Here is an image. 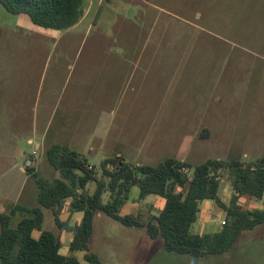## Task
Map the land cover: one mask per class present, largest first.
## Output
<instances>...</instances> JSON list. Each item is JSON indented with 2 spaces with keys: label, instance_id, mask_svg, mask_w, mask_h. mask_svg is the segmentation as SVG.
Here are the masks:
<instances>
[{
  "label": "rangeland",
  "instance_id": "374dc122",
  "mask_svg": "<svg viewBox=\"0 0 264 264\" xmlns=\"http://www.w3.org/2000/svg\"><path fill=\"white\" fill-rule=\"evenodd\" d=\"M111 1L97 27L82 29L97 22ZM214 6V0H87L82 30L74 35L35 26L27 16L10 14L0 4V212H9L13 203L38 206L37 187L27 171L31 165L26 164L35 153L39 152L40 163L32 164L38 166L33 172L60 178L45 152L53 144H64V137L55 132L58 122L65 121L73 131L70 148L85 156L88 169L96 167L99 179L101 160L117 154L140 165H156L169 157L196 165L218 158L250 163L264 156L259 142L264 136V24L256 21L264 15L247 17L229 29L232 26L218 21L224 11ZM145 16L148 23L142 25ZM38 31L53 38H41ZM229 32L231 38H222ZM118 61L149 64L148 78L134 103L135 95L115 97L114 103L103 107L100 98L88 95L100 82L92 77L102 64L107 63L109 70ZM136 83L130 79L123 91L131 94ZM25 91L27 100L19 95ZM102 108L112 111L114 119L99 121ZM96 129L102 133L97 135L100 141L94 138ZM24 167L28 175L21 172ZM220 179L218 195L229 204L233 191L227 169L220 171ZM24 181L31 195H25L22 203L12 193L15 184ZM95 187L90 183L89 193ZM138 196L135 186L119 215L135 214L144 220L151 213L158 215L165 203L155 195L142 201ZM108 199L107 192L103 201ZM240 204L246 210L261 207L260 201L248 196ZM213 205L208 222L198 219L192 234L220 230L225 213ZM43 213L42 229L33 232L34 238L43 231L60 233L52 212L43 209ZM61 215L72 225L83 217L82 212L70 217L67 207ZM19 219L17 215L12 225ZM72 239L73 233H61V254L68 253ZM90 251L105 264H264V225L244 232L230 253L198 259L166 252L145 229L99 214ZM75 256L80 264H88L84 251Z\"/></svg>",
  "mask_w": 264,
  "mask_h": 264
},
{
  "label": "trees",
  "instance_id": "16d2710c",
  "mask_svg": "<svg viewBox=\"0 0 264 264\" xmlns=\"http://www.w3.org/2000/svg\"><path fill=\"white\" fill-rule=\"evenodd\" d=\"M86 1L0 0V4L10 14L27 16L35 26L67 30L83 18ZM203 132L208 136V129ZM45 152L49 165L60 173V178L39 177L33 172L35 168L28 170L37 187L38 206L17 204L9 212H0V264H80L75 256L77 251L85 252L88 264H105L90 251L99 214L127 227L145 229L151 239L160 241L166 252L198 259L230 253L244 232L264 225V156L250 163L208 159L197 165L174 157L156 165H132L119 157L107 158L100 163L103 177L99 179L96 167L88 169L85 156L69 146L53 144ZM224 169L232 178L229 204L218 195L220 171ZM90 183L96 184L92 193ZM135 186L139 188L138 201L149 195L165 200L158 215H149L144 220L135 214L119 215ZM107 192L109 199L104 202ZM244 196L260 201L261 207L243 209L240 200ZM68 200L71 213H83L79 224L70 225L61 219ZM205 200L222 209L224 224L214 233L192 234L191 226L199 219L200 204ZM43 209L52 212L60 233L43 231L39 238H34L33 232L43 226ZM17 215L20 219L13 226ZM64 231L73 233L66 255L60 252Z\"/></svg>",
  "mask_w": 264,
  "mask_h": 264
},
{
  "label": "crops",
  "instance_id": "0c3cea01",
  "mask_svg": "<svg viewBox=\"0 0 264 264\" xmlns=\"http://www.w3.org/2000/svg\"><path fill=\"white\" fill-rule=\"evenodd\" d=\"M151 1H155V0H151ZM112 3H113V1H111L109 3H106L104 5V9L99 14V18H98L97 22L90 23V25L85 26L82 29L88 28L90 30V29H92L94 27H97L100 24L101 20H102V16L105 14V8H107ZM124 3H126V2H124ZM146 3L149 4V2H146ZM153 3L154 4H151V5H153L152 7L155 6V2H153ZM214 4H215L214 7H215L216 11H218L217 8L221 12L224 11V15L222 14V19H221V16L219 14V17H218L219 20L218 21L220 22V24L225 25L227 28L232 26V28H229V29H233V26H235L237 23H240L239 21H241V20L245 21L246 19H248L247 17L253 18L252 16H255V15H264V0H214ZM225 11H226V17H225ZM85 16H86V9H85L84 16L81 19V21L78 24H76L75 26H73L72 28L67 29L68 30L67 34L76 35V34L80 33V31L82 29L79 31V27H80L83 19L85 18ZM146 16L144 18L141 17L140 21H141L142 25H145V24L148 23V19H147ZM111 21L113 22L114 20L111 19ZM221 21L223 23H225V24H223ZM256 21H258V23H260V24H264V17L263 18H259ZM150 27H153V25H150ZM37 34L41 38H48V36H49V38H53V35L48 34L47 32H44V31H38ZM231 34H232V32H229L226 36H224L222 38H224V39L231 38L232 37ZM61 35H62V32L59 33V37ZM71 36H73V35H71ZM120 52H123V51L121 50ZM120 61L110 64L111 67H110L109 70H106V68L108 66L107 63L106 64H102L100 66L101 69L96 73V75H94L92 77L93 79L100 80V82L98 83L99 84L98 89H97V84L96 83L93 84L94 90H92V92L90 94H88V95L92 96L93 98L94 97L100 98V102L99 103L100 104H104L103 107H105V104L114 103L113 98H115V97L116 98L120 97L121 100H123L124 98H128L130 96H134L135 95V97L132 100V102L134 103V99L139 97L138 90H140L141 85L144 84L146 82L147 78H148L147 73L149 72V69L151 68V66L149 64H145L143 66H141L140 64L131 65L130 63H125L124 61L123 62H120ZM102 69H104L105 72H101ZM110 71L111 72L113 71V72L111 74H109ZM138 72H140V74H138ZM130 79L131 80L136 79L137 83L135 85H133V86L131 85L132 93L128 94L129 91L126 92V91H123V89H125L126 85L128 84V81ZM95 82H96V80H95ZM131 83H132V81H131ZM123 86H124V88H123ZM19 95L21 96V98L23 100L29 99L28 93L26 91L22 92V93L19 92ZM97 119L99 121H102L103 123H105V122H109L110 120H113L114 119V115H113L112 111H106L105 108H102L101 115ZM65 124H66L65 121L58 122L57 126H56V129H55L56 130L55 132H56L57 136L60 135V136L64 137L65 140H62V142L64 143L63 145L69 146V145H71L73 143V141L70 140V137L72 136L73 131L72 130L69 131L70 129H68V127H66ZM94 131H95L94 138L96 140L100 141L101 138L98 137V136L102 135V133L98 134V133H100V131H98V129H96ZM107 133H108V131H107ZM29 142L31 143L32 140H29ZM259 142H261L262 148H263V151H261V152L264 153V136H263V139L259 140ZM213 150H214V146H213ZM38 156H39V154H38ZM117 157L122 158L123 155L122 154H117ZM104 159H107V158H104ZM104 159H102L101 161H103ZM38 160H37V162H32V160H29L30 162L27 161L26 164L28 166H30V165L32 166V164L34 166H36L35 165L36 163L37 164L40 163V159H38ZM216 160H221V159L218 158ZM182 161H186V160H182ZM221 161H223V160H221ZM190 163H192V162H190ZM132 165H140V164H132ZM141 165H143V164H141ZM28 166H26V167H28ZM87 166L90 167V164L88 162H87ZM26 167L21 169L22 173L27 174ZM33 168H35V170H36L38 168V166L37 167H33ZM28 170H30L29 167L27 168V171ZM25 184H27V182H25V181L24 182H20V184H15L16 187L14 188V191H13L12 195L14 196V198H16V201H20V202L23 203V201L26 200V198H24V196L30 194L29 190L26 191L25 187L27 185H25ZM33 192H34V190H33ZM33 192H32V195L34 194V196H35V192L34 193ZM162 199L163 198H161V200ZM68 202H70V201L68 200ZM161 202H162V205H163V201H161ZM213 203L214 202L211 201V200H205V201H203L200 204L201 212H200V215H199V220H200V222L202 224H206L208 222L209 215L212 214L213 209H214ZM17 204H19V203L9 204V206L13 207V206H15ZM20 205L29 207L26 204H20ZM66 205H69V203L67 204V202H66ZM66 207L68 208V206H66ZM68 212L70 214V217H72L74 213H71L69 211V209H68ZM150 215H154V214L151 213ZM67 221L69 222V220H67ZM79 223L80 222H74V225L75 224H79ZM69 224L72 225L70 222H69ZM221 224H222V222H221ZM132 228H134V227H132ZM69 233H72V232H69Z\"/></svg>",
  "mask_w": 264,
  "mask_h": 264
},
{
  "label": "built area",
  "instance_id": "2783aa9c",
  "mask_svg": "<svg viewBox=\"0 0 264 264\" xmlns=\"http://www.w3.org/2000/svg\"><path fill=\"white\" fill-rule=\"evenodd\" d=\"M37 156H38V153H35V157H33V158L31 159L32 162H37V160H38ZM182 171H183L184 173L189 174L188 169H186V168H183ZM223 224H224V221H222V225H223Z\"/></svg>",
  "mask_w": 264,
  "mask_h": 264
}]
</instances>
